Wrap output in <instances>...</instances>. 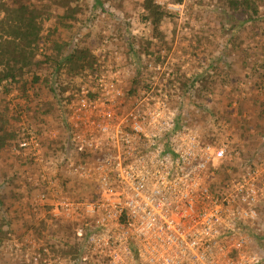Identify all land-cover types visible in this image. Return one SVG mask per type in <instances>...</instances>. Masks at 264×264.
<instances>
[{"label":"built area","instance_id":"obj_1","mask_svg":"<svg viewBox=\"0 0 264 264\" xmlns=\"http://www.w3.org/2000/svg\"><path fill=\"white\" fill-rule=\"evenodd\" d=\"M92 53L58 127L24 116L15 129L34 203L74 226L89 263L264 264L253 245L264 226V157L204 140L173 89L158 86L159 64L140 66L144 80L130 87L136 73L111 41Z\"/></svg>","mask_w":264,"mask_h":264},{"label":"rangeland","instance_id":"obj_2","mask_svg":"<svg viewBox=\"0 0 264 264\" xmlns=\"http://www.w3.org/2000/svg\"><path fill=\"white\" fill-rule=\"evenodd\" d=\"M156 1L170 14L161 23L164 34L161 41L153 36L150 20L142 18V0H105L102 6L95 0H69L70 6L77 11L76 26L69 29L58 16L48 17L44 31L53 25H57L60 30L55 33L58 37L55 44L48 46L52 36L46 35L48 40L44 46L39 45L36 60L44 59L43 53L52 57L46 60L41 70L51 69L53 58L68 51V42L76 36L80 43L90 46L91 50L107 39L122 52L133 76L135 73L140 74L139 67H143L146 62L160 65L158 86L173 89L174 105H179L180 110L183 107L182 118L197 125L204 140L227 142L243 149L252 158L264 157L261 139L264 136V0H258L260 19L235 29L231 28L232 17L224 9L222 0ZM38 3L48 6L54 15L65 13L62 7L51 0H38ZM146 42L153 43L147 47L150 50L148 54L145 52L148 49L141 46L144 47ZM139 46L142 49L135 52ZM198 74L209 75L210 89L201 90L199 95L192 97L193 89L188 98L184 92L181 93L179 85H182V80ZM140 76L136 85L131 83V79L126 85L141 86L144 79ZM67 80L64 79L70 88L64 93L73 94L76 91L74 89L86 79L75 75ZM199 83L196 82L195 86H199ZM18 89L13 87L10 93L2 95L11 107L7 114L11 115L12 108L15 110L19 103L22 105L18 119L13 121V126L9 125V130L16 129L24 116L34 125L37 123V120H33V111L38 106L32 97L34 91L28 90L30 107L27 109L29 104L19 96L21 92ZM189 89L184 86L185 92ZM0 93H3L1 85ZM57 104L66 108L63 99ZM0 105H3L1 100ZM62 112L56 104L52 106L47 113V124L58 127ZM5 144V147L0 148V156L13 152L12 142L5 140ZM57 152L56 149H50V153ZM7 156L0 159L1 163L6 160L8 163L17 161L20 165L16 175L26 168L27 162L23 157L18 158L13 154L12 158ZM25 190L26 195H20L17 199L13 195L7 199L9 193L0 192L3 207L12 217L9 227L0 223V264H106L104 260L89 263L81 259L84 242L83 238L75 236L74 226L55 219L49 208L34 203L37 192ZM68 194L95 197V193L90 191H70ZM260 229L261 235H264V226H260ZM262 239H254L253 245L264 259V236ZM71 245L76 247L74 254L64 251L66 246Z\"/></svg>","mask_w":264,"mask_h":264},{"label":"trees","instance_id":"obj_3","mask_svg":"<svg viewBox=\"0 0 264 264\" xmlns=\"http://www.w3.org/2000/svg\"><path fill=\"white\" fill-rule=\"evenodd\" d=\"M103 1L105 0H95L100 6L103 5ZM51 2H56L59 7L64 9L65 13H56L54 15L48 6L40 5L38 0H10V2L0 0V85L3 92L0 93V100L3 103V105H0V148L7 145L5 140H10L14 147L17 140L15 129L9 130L7 128L9 125L13 126V121L18 119L19 112L22 109V105L19 103L15 110L12 108L11 115L7 114L11 107H9V101H5L2 95L10 93L13 87H17L21 92L19 96L29 104L30 96L28 95V90L34 91L32 97L35 98L36 104H38L33 111V120H37L36 126H34L45 128L48 121V118H46L47 113L50 112L52 106L56 104L58 109L61 108L64 116L66 108L64 106L59 107L57 103L60 99H63L66 104L72 97V93H64L66 89L70 88L64 79L66 78L67 80L77 75L83 80L88 72L93 69L95 57L91 47L80 43L79 38L76 36L71 42H68V51L53 58V67L51 69L47 71L41 70L46 60L52 59V57L43 53L47 59L36 60V55L40 48L39 45L42 44L44 46L45 41L48 40L46 35L52 36L48 40V46L55 44L58 38L55 33L60 30L57 25H53L48 27L46 32L44 31L48 17L58 16L69 29L76 26V20H78L75 16L77 11L70 6L69 0H51ZM221 3L229 13L230 18L232 17L231 28L233 29L241 27L247 22H255L260 19L261 11L259 10L258 0H222ZM141 7L144 12L142 15L143 20H150L153 36L157 41H161L164 34L160 26L170 14L167 10L161 8L156 0H142ZM152 44V42H146L144 47L143 45L141 46L148 49L147 47L152 46ZM142 48L139 46L135 49V52ZM149 51V49L145 50L147 54ZM208 77L209 75L198 74L193 78L188 77L184 80L179 78V80L183 81L182 85H179V89L188 98L189 92L193 89L192 97L199 95L201 90L207 91L210 89ZM138 82L139 75H136L131 80V83L136 85ZM196 82H200V85L195 86ZM184 86L190 88L188 92H185ZM42 105L45 107L43 108ZM28 107H30V104L27 109ZM62 121L63 117H60V123ZM4 182L5 179L0 178V184ZM10 195H13L15 199L20 198L19 193H10L6 198L11 197ZM11 222L12 217L8 215L7 209L3 207L0 197V223H5L8 226ZM263 236H258L255 240L261 241ZM66 247L64 251H69L71 254L75 253V246Z\"/></svg>","mask_w":264,"mask_h":264},{"label":"crops","instance_id":"obj_4","mask_svg":"<svg viewBox=\"0 0 264 264\" xmlns=\"http://www.w3.org/2000/svg\"><path fill=\"white\" fill-rule=\"evenodd\" d=\"M0 150H2V149H0ZM11 154L16 155V157H18V158L20 157L19 155H17L14 152H9L8 154L5 153L3 156H0V159L3 158L4 156H7V155L10 158H12ZM19 165L20 164L17 161H16V163H10V162L8 163V160H6V162L1 163V160H0V178L4 177V179H5V182L0 184V192H7L9 194L10 193H19L20 195H26V190L20 181V175H19L20 173L21 174L23 173V170L21 169V171L17 175L15 173L16 170L19 168ZM15 166H17V168ZM23 199L25 200V198H23Z\"/></svg>","mask_w":264,"mask_h":264}]
</instances>
